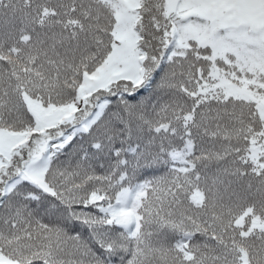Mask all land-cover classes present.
I'll return each mask as SVG.
<instances>
[{"label":"snow or ice","instance_id":"1","mask_svg":"<svg viewBox=\"0 0 264 264\" xmlns=\"http://www.w3.org/2000/svg\"><path fill=\"white\" fill-rule=\"evenodd\" d=\"M0 264H264V0H0Z\"/></svg>","mask_w":264,"mask_h":264}]
</instances>
